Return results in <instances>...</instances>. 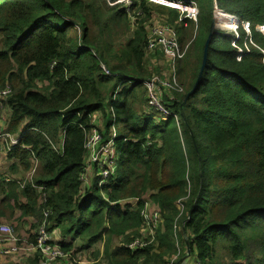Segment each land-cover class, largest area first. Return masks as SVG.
<instances>
[{"label": "trees", "instance_id": "1", "mask_svg": "<svg viewBox=\"0 0 264 264\" xmlns=\"http://www.w3.org/2000/svg\"><path fill=\"white\" fill-rule=\"evenodd\" d=\"M190 1L197 23L176 24L179 13L169 9L181 42L194 43L176 63L183 91L161 94L171 115L158 119L142 83L154 76L145 63L154 5L133 0L138 16L106 0H0V90L12 87L5 132H20L11 155L27 171L37 161L19 207L37 219L33 229L46 220L60 230L56 243L68 254L103 242L100 264H177L186 253L200 264H264V0H217V26L240 21L235 42L232 33L211 34L215 0ZM94 126L103 144L113 143L116 168L101 183L95 165L83 185ZM5 185L17 201L19 185ZM148 193L162 223L149 246L133 250ZM24 264H40V255Z\"/></svg>", "mask_w": 264, "mask_h": 264}, {"label": "built area", "instance_id": "2", "mask_svg": "<svg viewBox=\"0 0 264 264\" xmlns=\"http://www.w3.org/2000/svg\"><path fill=\"white\" fill-rule=\"evenodd\" d=\"M110 6H115L117 4H124L127 7L128 12L132 15L131 6L133 5V0H106ZM148 3H154L161 5L170 9H174L179 13L178 23H184L185 26L188 25L189 21L194 23L198 22L199 17V6L195 1L190 0H146ZM222 11V10H221ZM141 12H138L140 15ZM237 19V18H236ZM239 19H237V24L235 28H232L228 32L232 33L235 37L234 42L239 38V33L237 32L239 26ZM245 29L249 32L248 23H243ZM220 28V26H218ZM226 33V32H224ZM233 42V43H234ZM191 42L183 45L177 35L176 29L169 25L155 26L150 29L148 34V49L154 50L159 47L163 50L164 54L169 58L172 64H176L178 60L184 58L190 48ZM240 54L238 60L241 59V55L244 54L242 49H239ZM242 53V54H241ZM103 71L109 74V70L105 65H102ZM109 71V72H108ZM110 75V74H109ZM145 88L147 89L148 102L149 105L158 113L169 116L171 115L170 109H168L165 104L162 95H161V86L167 87L171 90L183 91V88L179 85L177 77L173 82L163 79L162 77L153 76L149 80L142 82ZM12 94V87L7 85L5 88L0 90V110L7 101V99ZM93 124L97 125V118L93 116ZM0 137L7 139L9 138V150L15 146H20V137H12L8 132H3L0 129ZM107 148L113 147V143H102V138L99 133V130L94 126L88 134V139L86 142V149L88 151V157L93 163H97V156L95 153V148ZM93 152V155H92ZM116 153V152H115ZM102 164H99L98 167L101 169ZM37 167V161L35 159V167L31 171V177L35 173ZM116 163L115 159L110 168L106 171H100L99 174L102 177L101 183L104 182V179L109 175L115 172ZM89 170L88 167V158L86 160V174ZM81 177L83 184L87 183V175ZM147 205V202L145 203ZM178 209L180 210V215L184 212L183 205L179 202ZM48 213L45 215L47 216ZM143 216V225L141 228V237L134 239L130 244L129 248L133 250H138L141 248H146L154 241L155 230L162 223V218L160 212L156 209H149L148 206L142 210ZM149 238V239H147ZM26 249L29 251L28 257L33 256L38 253L40 255V264H64L63 258L66 256V252L57 245L56 238L53 233L48 230L47 221L44 220L39 226L38 232L36 234V242L31 243L30 240L27 242L21 243V239L17 234L16 230L9 225L0 224V263L1 261L9 256L17 255L20 251ZM181 253V252H180ZM186 260L184 264H200L198 261H191L189 253H186Z\"/></svg>", "mask_w": 264, "mask_h": 264}, {"label": "crops", "instance_id": "3", "mask_svg": "<svg viewBox=\"0 0 264 264\" xmlns=\"http://www.w3.org/2000/svg\"><path fill=\"white\" fill-rule=\"evenodd\" d=\"M155 6V11L152 13V17L149 21L146 22L147 26V31L149 34V31L151 28L155 26H162L169 24L171 25L172 23L169 22L170 19V12L169 9H166L167 7L163 8L164 6L160 7L161 5L149 3ZM138 12H141L139 10L133 9L132 14L138 15ZM141 15V14H140ZM139 16V15H138ZM175 24V23H173ZM176 24H178V20L176 21ZM173 26L175 29L176 27ZM134 27V26H133ZM150 28V29H149ZM177 35L180 40V35L178 30ZM181 42V40H180ZM188 42V41H187ZM181 43H186V42H181ZM193 47V46H192ZM147 52H153L156 55L162 56L163 59L167 62V66L165 68H161V73L159 76H161L163 79H166L168 81L173 82L174 79L177 77V69H176V64H172V62L169 60V58L164 54L163 50L159 47L155 48L154 50L148 49ZM146 66L148 69H150L153 72L160 73L159 68H157L158 63H151L148 56L145 59ZM165 90V92H163ZM161 94H164L166 96H169L170 98L174 97V92L167 88L161 86ZM7 108V107H6ZM8 112V121L9 118L11 117V110L9 108L6 109ZM97 117V116H96ZM98 118V117H97ZM159 119V118H158ZM8 121L3 127L2 122L0 121V129L5 132L6 128L8 126ZM99 125L101 124V118H98ZM22 127L19 128V131L21 130ZM12 137H17L19 136L20 132L17 134H12L10 133ZM9 138L4 139L0 137V224H9L12 226H17L22 232L19 230L15 229L20 232L23 235H32V234H37L38 228L33 229L32 227L34 224L37 223V219L34 216H25L23 214L22 209L19 207V203H26V198L22 194L23 189H24V184L28 182L29 180H32L31 177V172L27 171L22 165L21 162L18 158L14 157L11 155V150H9ZM58 148L62 149L63 148V139L58 140ZM33 162V158L31 159ZM8 182H16L19 185V188L17 190L18 194V200L16 201L13 197H9L10 194L13 193V190H9L5 183ZM149 196V193L145 196L147 198ZM131 204H137L136 199L129 200ZM152 202V201H151ZM153 203V202H152ZM124 204V203H123ZM154 208L156 210H159V208L153 203ZM52 233L54 237L58 238L59 240H62L61 232L58 229H53ZM119 238L120 240V245L122 244L121 238L119 236H113L112 241L114 238ZM56 238V239H57ZM101 242H98L94 246L100 244ZM112 245V244H111ZM117 245V246H120ZM92 246V247H94ZM92 247L89 250H92ZM112 247H116V245H112ZM95 250L92 252L94 254ZM77 254V253H76ZM73 253H66V260L69 259V257H73ZM67 261H64V264H66Z\"/></svg>", "mask_w": 264, "mask_h": 264}, {"label": "rangeland", "instance_id": "4", "mask_svg": "<svg viewBox=\"0 0 264 264\" xmlns=\"http://www.w3.org/2000/svg\"><path fill=\"white\" fill-rule=\"evenodd\" d=\"M135 28L136 27H131V29L127 32L126 35H123L120 38H118V40L116 41V44H119L120 42H125L130 37H132ZM217 30L222 31V32L229 33L228 31L231 30V29L230 28H227V27H221V26H220V28H218V26H217ZM77 32L79 34H81L82 33V28L77 27ZM94 33L95 34H98V29L97 28H95ZM189 42H191V45H190V48H189L186 56L188 54H190L189 52H191V50H192V46H193V43H194V39L193 40H190V41H188L186 43H182L183 45H186ZM239 53H240V51H239ZM147 56H148V58H149V60H150V62L152 64L153 63H158L157 68H159L160 73L158 74V73L154 72V76L161 77V76H159L160 74H162L161 73V68H165L167 66V62L163 59L162 56L156 55L153 52H147ZM105 74L107 76H110L111 75V72H109L110 75L108 73H105ZM163 92H165V90ZM147 99H148V94H147ZM6 109L7 108L5 107V104H4L3 107L0 110V121L3 124V127H5V125H6L7 121H8V112H7ZM155 112L158 113L157 111H155ZM158 114H159L158 115V118L165 117L164 115H162L160 113H158ZM95 153H96V156H97V163H93L91 161L90 155L88 157V167H89V170L87 171V174H86L87 175V183L86 184H90L91 181H92V178L95 176V165L102 164L100 171L104 172V171H106L108 168H110L112 166L113 161H114V159L116 157L115 149L113 147H107L106 149L105 148L98 149L97 146H96ZM92 155H93V152H92ZM144 198L147 200V205L146 206H148V208L150 210L151 209L154 210L155 209L154 208V205H152L153 203L150 201L149 196H147V198L146 197H144ZM6 225H9V224H6ZM9 226H12V225H9ZM12 227L14 229L16 227L17 230H19L20 232H22L17 226H15V227L12 226ZM17 230H16V232H17V234L19 235V237L21 239V243L27 242L29 240V235L28 234L27 235H23L20 232H18ZM58 240L59 239L57 238V241ZM119 240H120L119 238H116L115 237L114 240L112 241V245L113 246L114 245H116V246L117 245H120V241ZM94 250H98L100 252V254L99 255H94L92 253ZM103 252H104V244H103V242H101L100 244L92 247V250H89V251L88 250H79L78 252H76L77 254L73 255V257L72 256L69 257L68 260H66V258L64 257L63 258V262L64 261H67L66 264H100L102 262V259H103ZM28 254H29V251L26 250V249H23L17 255H13V256H9V257L4 258L1 261L0 264H24V262L26 261V259L28 257ZM179 256H180V254L176 256V258L174 259V261L175 260H178L177 264H184L185 263V260H186V257H185L186 254L182 258H181V256L180 257ZM190 260L193 261L194 259L191 258ZM181 262H183V263H181Z\"/></svg>", "mask_w": 264, "mask_h": 264}, {"label": "water", "instance_id": "5", "mask_svg": "<svg viewBox=\"0 0 264 264\" xmlns=\"http://www.w3.org/2000/svg\"><path fill=\"white\" fill-rule=\"evenodd\" d=\"M217 10H220V9H219L218 6H217V0H215L214 22H213V28H212L211 34L215 32V29H217V23H216V18H217V16H216V12H217ZM209 41H210V38L207 40L206 45H205L204 55H203V62H202V66H201V71H200L199 77H198V79H197L196 85H195V87L191 90V92L188 94L187 98L190 97V96L194 93L197 84H198V83L200 82V80H201V77H202L203 71H204L205 66H206V63H207ZM185 103H186V101L184 102V104L182 105V107H184Z\"/></svg>", "mask_w": 264, "mask_h": 264}, {"label": "bare ground", "instance_id": "6", "mask_svg": "<svg viewBox=\"0 0 264 264\" xmlns=\"http://www.w3.org/2000/svg\"><path fill=\"white\" fill-rule=\"evenodd\" d=\"M218 11V10H217Z\"/></svg>", "mask_w": 264, "mask_h": 264}]
</instances>
